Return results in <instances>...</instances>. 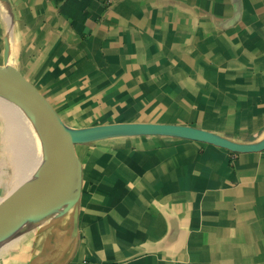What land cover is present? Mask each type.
I'll return each instance as SVG.
<instances>
[{
	"label": "crops",
	"instance_id": "obj_1",
	"mask_svg": "<svg viewBox=\"0 0 264 264\" xmlns=\"http://www.w3.org/2000/svg\"><path fill=\"white\" fill-rule=\"evenodd\" d=\"M4 60L72 129L264 139V0H0ZM75 152L76 229L72 210L46 218L0 264H264V148L125 136Z\"/></svg>",
	"mask_w": 264,
	"mask_h": 264
},
{
	"label": "water",
	"instance_id": "obj_2",
	"mask_svg": "<svg viewBox=\"0 0 264 264\" xmlns=\"http://www.w3.org/2000/svg\"><path fill=\"white\" fill-rule=\"evenodd\" d=\"M0 96L29 114L51 162L46 172L24 181L0 200V245L18 224L49 218L62 208L56 214L72 210V226L76 229L82 180L76 145L125 136H165L206 143L234 153L264 148V139L258 144H239L209 131L179 124L113 123L72 129L62 122L48 100L5 60L0 66Z\"/></svg>",
	"mask_w": 264,
	"mask_h": 264
},
{
	"label": "rangeland",
	"instance_id": "obj_3",
	"mask_svg": "<svg viewBox=\"0 0 264 264\" xmlns=\"http://www.w3.org/2000/svg\"><path fill=\"white\" fill-rule=\"evenodd\" d=\"M14 130L16 131L14 132ZM35 136L37 141H35ZM39 142L38 135H34L23 122L13 115H4V112L0 111V200L12 191L14 187L16 188V184L20 185L19 183L26 178L28 172L32 171L31 166L34 163L33 153L35 152L33 150H37L38 160L43 158L42 151L39 152L40 150H38ZM76 151L79 155L78 148ZM44 164V159L39 160L37 164L39 167L37 166V168L39 169ZM39 225H33L31 228ZM22 235L23 233L15 239L0 245V251Z\"/></svg>",
	"mask_w": 264,
	"mask_h": 264
},
{
	"label": "bare ground",
	"instance_id": "obj_4",
	"mask_svg": "<svg viewBox=\"0 0 264 264\" xmlns=\"http://www.w3.org/2000/svg\"><path fill=\"white\" fill-rule=\"evenodd\" d=\"M0 111L1 112H4V115L5 114H9V115H13L14 117H16L17 119H19L21 122H23L25 124V126L35 135H37V132L35 130V126H34V122L33 120L31 119V117L29 116V114L21 107L19 106L18 104L0 96ZM9 119V118H7ZM12 119V118H11ZM9 121V120H8ZM11 121V120H10ZM19 122V121H18ZM15 125V124H14ZM20 126V125H19ZM22 126V125H21ZM23 128V127H22ZM19 129V128H18ZM16 130H14L15 132ZM18 131V130H17ZM24 131V129H23ZM34 139V138H33ZM27 140V139H26ZM35 141H37V137L35 136ZM77 146V145H76ZM29 147V146H28ZM30 149H31V146H30ZM38 150H40L39 152L42 153V159H44L45 161V164L43 166H41L39 169L37 168V164L39 162V160H42L41 158L38 160V153H37V150H33V158H34V163L33 165L31 166V172H28L26 178L22 181H26V180H29L31 178H33L34 176H37L41 173H44L46 172L50 165H51V162H50V159L46 156V153L44 151V148L42 147L41 143L39 142V145H38ZM39 167V166H38ZM19 181V180H18ZM21 182V183H22ZM19 183V184H21ZM18 186V184H16ZM15 188V187H14ZM63 210V208L61 209ZM61 210L59 211H56L54 213H52L53 215L56 214L57 212H61ZM46 219V218H45ZM45 219H42V218H38V219H31V220H28V221H24L20 224H18L16 227H14L13 231L4 239V243L5 242H9L13 239H15L17 236H19L20 234H22L24 231L30 229L33 225H36V224H40L42 223Z\"/></svg>",
	"mask_w": 264,
	"mask_h": 264
},
{
	"label": "built area",
	"instance_id": "obj_5",
	"mask_svg": "<svg viewBox=\"0 0 264 264\" xmlns=\"http://www.w3.org/2000/svg\"><path fill=\"white\" fill-rule=\"evenodd\" d=\"M82 264H86V263H82Z\"/></svg>",
	"mask_w": 264,
	"mask_h": 264
},
{
	"label": "trees",
	"instance_id": "obj_6",
	"mask_svg": "<svg viewBox=\"0 0 264 264\" xmlns=\"http://www.w3.org/2000/svg\"><path fill=\"white\" fill-rule=\"evenodd\" d=\"M76 147V146H75Z\"/></svg>",
	"mask_w": 264,
	"mask_h": 264
}]
</instances>
